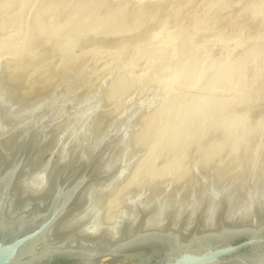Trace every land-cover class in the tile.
I'll list each match as a JSON object with an SVG mask.
<instances>
[{
    "label": "rangeland",
    "instance_id": "rangeland-1",
    "mask_svg": "<svg viewBox=\"0 0 264 264\" xmlns=\"http://www.w3.org/2000/svg\"><path fill=\"white\" fill-rule=\"evenodd\" d=\"M138 1L0 0V83L21 76L5 94L53 81L44 98L54 120L67 104L70 136L99 116L102 136L127 129L113 163L125 172L96 197L105 224L184 195L217 205L224 188L263 198L264 0Z\"/></svg>",
    "mask_w": 264,
    "mask_h": 264
},
{
    "label": "water",
    "instance_id": "water-1",
    "mask_svg": "<svg viewBox=\"0 0 264 264\" xmlns=\"http://www.w3.org/2000/svg\"><path fill=\"white\" fill-rule=\"evenodd\" d=\"M38 123L32 131L42 139L36 143L25 135L24 129L6 144L0 136V264H97L104 258L107 260L102 263L108 264H264V200L257 198L246 220H227L220 212L216 225L197 224L187 231L170 226V221L165 227L149 226L142 221L133 226L130 234L123 233L120 238H107L98 244L96 252L54 241L49 229L67 211L73 212L85 187L108 179L109 175L99 167L104 161L101 152L108 145L103 141L92 149V155L78 156L73 162L63 154L64 158L47 170L49 193L42 195L41 190L30 188L24 193L34 197L28 195L19 200L14 183L22 179L21 169L28 162L30 170L34 169L38 159H46L48 152L44 150L36 162L29 154L37 145H47L55 132L53 123L44 127ZM4 149L10 152L7 159ZM138 208L142 216L147 213L141 206ZM96 235L78 232L75 241L80 242L79 237L91 241Z\"/></svg>",
    "mask_w": 264,
    "mask_h": 264
},
{
    "label": "bare ground",
    "instance_id": "bare-ground-1",
    "mask_svg": "<svg viewBox=\"0 0 264 264\" xmlns=\"http://www.w3.org/2000/svg\"><path fill=\"white\" fill-rule=\"evenodd\" d=\"M135 1H137V0H135ZM139 1H142V0H139ZM48 41H49V39H48ZM45 72H47V71H45ZM52 75L53 74L49 75L50 78L53 80H57V79L52 78L53 76H56V74H54L53 76ZM78 75L76 73V76H78ZM38 76H39V73H38ZM59 77L60 76H58V80H59ZM33 79H35V78H33ZM51 79H49V80H51ZM46 80H45V82H46ZM0 81H2V79H0ZM59 82H61V81H59ZM19 83H21V76L19 74L10 75L2 83H0V136L2 135L4 143L5 144L9 143L14 138H17L18 137L17 132L22 130V129L25 130V131L23 130L25 135H29L32 137V141H35V143L38 142L40 140L41 136L40 135H33L34 130L32 131V129H34L35 127H36L35 129H37V125L39 124L38 122H41L40 127L46 126V123H48V122L53 123L52 126H53V129L55 131L53 134H51L50 139L48 138L49 141H47V143H46L47 145L43 146L42 148L38 147V145H37L34 148V150L29 154V158H31L32 162H36L37 157H39L38 155L43 154L42 152L44 150V153L46 151L48 152L46 159L44 161H41L40 159H38V162L36 163L37 166L34 169L30 170V168L28 166L29 162L26 166H24L21 169V172H20L21 177L20 178H22V179H20L19 181H16L14 183V185L19 190V198H18L19 200H21V199H23L29 195V194H26V193H28L26 190H29L30 188L36 189L38 191L41 190L40 193L42 195L49 193L48 189L50 188V185L46 181L47 175H48L47 170L52 165L57 163V161H61L64 158L63 154H67L70 161L73 162V161H75V159L78 156L80 157L82 155L83 157H87V156L92 155L90 153L94 150V148L97 146V144H99V143L101 144L103 141H106V144L108 145L107 149L102 150V152H101V154H102L101 158H104V161H102V164L99 166L100 171H103V172H105V174L109 175L108 179H104V180L97 181V182H91L85 187V189L83 190L82 196L76 201L75 205H73V208H74L73 212L72 213L70 212L72 209L67 211V213L61 218L60 222L56 223L55 225H53L49 229L50 237L54 241H56L60 244L75 245L77 247L82 248L81 251L96 252L98 244L104 243V241H107V238L117 239V238H120L123 233L128 232L130 234L134 228L133 226L136 223H139V222L141 223L142 221L146 225H149V226H161V227H165L167 225L168 221H170V226L172 225L173 227H176L177 229L187 231L190 228H193L194 226H196L197 224H200L201 226H204V227H212V226L216 225L218 219L221 217V216L219 217V214H218L220 212H222L223 217L227 220H231L233 218L240 219V220H246L250 217V215H251L250 214V208L252 206L251 202L253 200V198H251L252 197L251 193H249L250 194L249 197L247 195V199H246L244 197L245 195L243 193L241 195L239 192H236L239 188L237 190L235 188L236 194H234V191H232L230 189L226 190L224 188V190H222V191L220 190L223 193L218 192L219 194L221 193V195L213 192L219 196V197L217 196L218 198H215V199H218L217 205H214L212 203V197H211V195H209L210 193L208 192L207 195L203 196L204 197L202 199L203 203L200 205V207H198V205H197L198 208H197V210H195L194 208H196V206L192 207V206L186 205L188 201L187 200L184 201V198H186V197H184L185 196L184 195V196L180 197V199L178 198L180 203L178 205H173L172 206L173 208L172 209L170 208L171 210L168 209L170 211L164 213L165 215L163 214L164 208L161 205L160 206H158V205L154 206L152 203L147 204L144 207H142V205H141V207L147 211V213L144 216H142V214L140 213V209L138 208L139 205L137 206V208H136V206H134V208L136 209V212L128 214V216L123 215L124 212L123 211L121 212L122 209H120L121 208V206H120L119 207L120 210H118V211L115 210V213L112 214L113 218L110 221H108L107 224H105L101 220V216H102L101 213L102 212L99 208L100 206L98 205V201L96 200V197H99L101 193H103L104 191H107L108 188L113 186L118 181L120 174L122 172H125L123 170L125 168H123L122 165L119 167V162H116V164L114 166H113V163H115V161H116L115 158L118 156L117 150L120 146V143H122V141L125 137L124 135L121 134V132L123 133V129L124 130H127V129L122 127V130L108 131L105 136H102L100 130L98 128H96L97 124L104 121L103 117L99 116V117H97L96 120L93 121V123H91L90 126H88L86 128L85 127L82 128L81 131L73 130V131H76V133L74 132L75 134L71 131V133H73L74 135L70 136L69 134H70V129L72 128V125H70L71 126L70 128L68 127L69 130L67 129L69 132H65L67 130L64 131L62 126H61L62 123H60V120L63 121L64 119H66L68 117L67 114L69 112L68 111L69 108L67 107V104L63 103L64 107H61L60 109H58L59 111L65 109V111L67 113L64 111V114L61 116V118H59L60 120L59 119L54 120V112L57 109V106L55 107L56 109L53 108L52 103L48 104V103H50L51 100H49V98H44V97L51 95L52 90H53V85H51L50 83H53V81H50L47 84L44 83L41 85L39 84L35 87H30L31 91L29 90L30 96L28 98L23 97V95H20L19 93H15V92H12V94H10V96L5 94L6 92H8V89H9V88L7 89V86L13 85L15 88H17V84H19ZM27 83H29V82H27ZM56 83H58V81ZM61 90H62V88H61ZM58 92H61V91H58ZM55 93H57V92H55ZM56 96H58V95H56ZM88 96L90 98V95H88ZM52 98L51 99L54 101V97H52ZM47 99H48V101H47ZM43 101L44 102L47 101V103H44ZM68 101L70 102L71 99ZM68 101H67V103H68ZM81 102H83V101H81ZM83 104H85V103H82V106H83ZM53 105H59V104L56 103ZM60 105L62 106V104H60ZM77 110H79V109H77ZM76 114H74V115H76ZM88 116H90V114ZM134 117H136V116H134ZM88 120H90V119H88ZM134 121H137V120H134ZM87 122H86V124H89ZM69 123L70 122L66 123V126ZM113 123H114V121L112 122V124ZM233 125H234V123H233ZM85 126H87V125H85ZM125 126H126V124H125ZM79 127L80 126H78V128ZM111 127H113V126H111ZM111 127L109 125L108 128L110 129ZM78 128L74 127L73 129H78ZM78 130H80V129H78ZM79 132H81V133H79ZM67 133H69V134H67ZM77 133H79V134H77ZM125 133H127V132H125ZM232 133H234V132H232ZM65 135H68L69 137L67 138V136H65ZM230 135H232V134H230ZM248 135H250V134H248ZM44 138H45V136H44ZM41 139H42V137H41ZM1 145H2V143H1ZM18 146H20V144H18ZM224 148H225V146H224ZM226 148H227V146H226ZM3 152H4L3 154L5 155V159H7V157L9 158L10 152L6 151V150ZM235 152H237V151H235ZM218 153H219V151H218ZM123 154H124V152H123ZM122 156H124V155H122ZM227 157H229V156H227ZM227 157H226V159H227ZM234 165H235V163H234ZM226 167L227 166H225V168ZM210 170H212V169H210ZM24 178L28 179V180L23 181ZM257 185L255 184L254 186H257ZM235 187H237V186H235ZM210 188H211V190L215 189V188H213V186ZM259 190H261V188ZM24 191L26 193H24ZM243 191L244 190H242V192ZM253 191H254V189H253ZM255 191H257V190H255ZM205 192H207V191H205ZM246 193H248V192H246ZM256 193H258V192H256ZM29 196H31V195H29ZM31 197H34V196H31ZM255 197H257V199H259L260 201L264 200V197L263 198H261V196H255ZM248 198H251L252 200L249 199L250 202H248ZM109 201H111V200H109ZM175 201H177V200H175ZM129 202H131V201H128V203ZM155 202H157V201H155ZM239 202H240V204H242V207L239 210L237 209L238 210V212H237V211H235V206L237 204H239ZM204 203H206V205ZM109 205L110 204H108V206ZM186 208H190V209L185 211L184 209H186ZM106 213H108V212H106ZM85 231L90 232L92 234L95 233L98 235H96V238L91 240V241H87L85 238H80V237H79L80 242L75 241L77 238L78 232H85ZM102 231H105V233H102ZM105 259L107 260V258H104L103 260H101L97 264H108V263H102Z\"/></svg>",
    "mask_w": 264,
    "mask_h": 264
}]
</instances>
